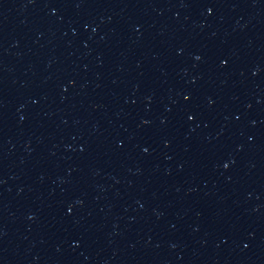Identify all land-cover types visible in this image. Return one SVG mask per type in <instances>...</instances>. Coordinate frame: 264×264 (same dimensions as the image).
Here are the masks:
<instances>
[{
	"label": "water",
	"instance_id": "1",
	"mask_svg": "<svg viewBox=\"0 0 264 264\" xmlns=\"http://www.w3.org/2000/svg\"><path fill=\"white\" fill-rule=\"evenodd\" d=\"M0 264H264V0H0Z\"/></svg>",
	"mask_w": 264,
	"mask_h": 264
}]
</instances>
